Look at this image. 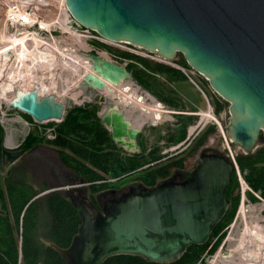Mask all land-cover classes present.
I'll return each mask as SVG.
<instances>
[{
	"label": "water",
	"instance_id": "1",
	"mask_svg": "<svg viewBox=\"0 0 264 264\" xmlns=\"http://www.w3.org/2000/svg\"><path fill=\"white\" fill-rule=\"evenodd\" d=\"M64 5L80 26L108 41L140 47L167 61L180 54L228 104L225 130L230 142L244 154H252L263 142L264 0H64ZM86 57L91 65L83 86L112 93L107 85L131 80L125 66L95 53ZM34 95L21 97L12 108L37 123L62 120V105L51 110L47 99L36 102ZM118 102L115 99L100 119L114 144L137 154L141 129L133 126ZM23 153L2 144L0 172ZM233 173L226 156L202 151L181 181L173 176L152 187L129 188L100 210L81 207L76 234L58 252L65 264H102L115 255L173 262L189 246L208 241L229 207L225 191ZM70 186L60 183L55 189Z\"/></svg>",
	"mask_w": 264,
	"mask_h": 264
},
{
	"label": "rangeland",
	"instance_id": "2",
	"mask_svg": "<svg viewBox=\"0 0 264 264\" xmlns=\"http://www.w3.org/2000/svg\"><path fill=\"white\" fill-rule=\"evenodd\" d=\"M45 1L47 4L43 6L40 3L33 6L36 19L46 25L45 31L36 32L33 27L23 28L9 20V14L14 13L22 4L21 0H0V97L2 98H0V126L3 130L2 144L10 149H18L28 132L34 130L38 136L52 139L54 126L49 124L57 123L56 121L37 123L32 119L35 124H38L34 125L25 119L21 111L8 105L14 100L35 94L37 102L47 99L51 107L54 104L62 105L63 117L75 108L89 110L94 105L99 119L100 112H104L113 104V99L107 92L97 91L82 84V77L88 71L89 62L85 55L89 54L92 46L100 52H105V49L109 53L128 52L151 62L172 67H175L176 61L181 57L180 54H176L173 60L162 62L153 52L137 46L124 43L110 45L97 43L90 39V34L71 27L72 17L65 12L62 0ZM15 15L18 16L17 13ZM108 56L118 65L128 64L127 60L117 55L112 57L108 54ZM133 70L143 72L138 64L134 65ZM183 74L185 81L172 82L161 75L153 76L147 73L144 80L149 86V91L140 87L133 79L116 88L120 92L124 85L130 86L129 90L123 92L124 95H128L129 104L122 110L133 126L141 129L138 154L155 148L159 155L164 156L161 162L185 157L183 167L179 170L182 174L181 178L193 169L200 152H217L224 156L229 154L225 141L228 142L233 155L243 153L241 148L229 142L226 135L225 127L229 118L228 104L219 114H214L216 122L207 114L203 115L207 112L211 114L212 100L218 99L220 102L223 100L212 91L204 77L191 68L185 69ZM200 90L205 93L210 106L207 105ZM135 95H143V100L137 101ZM156 104L164 112L160 111L157 119H154L157 110L153 109L159 108ZM190 113H201L202 117L189 116ZM173 114L182 116L186 122L185 125L173 120L171 117ZM86 122L94 121L90 118ZM203 123H205L204 129L198 132ZM102 125L110 133V129L103 123ZM212 125L215 127L214 132L208 135L202 145L196 147L195 143L202 132ZM181 133H184V136L179 139ZM12 165L20 166L27 181L36 187L41 186L40 178L42 177L46 179L48 188L60 183L72 184L61 190L65 191L72 202L78 203L81 207L97 204L100 206L104 200L111 198V192H115V196H118L130 187L143 186L138 179L140 174L138 169L137 173L125 174L117 179L107 177L106 182L111 185L92 193L87 185L73 181L72 173L60 165L53 148L48 145L32 146L25 150ZM9 167L8 165L2 167L1 177ZM170 174H174V171L171 170ZM240 176L243 180V173ZM236 180L237 186L231 197L238 195L239 199L233 218L225 224L218 235L211 238L210 245L217 242L216 250L210 254L207 248L199 255V261L195 264H210V257L217 251L216 264H243L242 258L238 257L239 253H243L242 241L250 239L258 229L264 231V202H262L264 198H258V193L247 189L237 175ZM248 194L255 196L257 201L252 200ZM241 205H243L241 213L237 215ZM259 247L255 248L261 258H256L253 264H258L257 262L264 264V254L258 250ZM253 252L254 248L246 251L249 263L252 262ZM227 254L231 255L230 258H222Z\"/></svg>",
	"mask_w": 264,
	"mask_h": 264
},
{
	"label": "trees",
	"instance_id": "3",
	"mask_svg": "<svg viewBox=\"0 0 264 264\" xmlns=\"http://www.w3.org/2000/svg\"><path fill=\"white\" fill-rule=\"evenodd\" d=\"M113 53L128 61L125 67L131 73V79L148 91L149 86L144 80L147 73L153 76L161 75L172 82L185 81L184 74L175 67L151 62L128 52ZM176 63L189 69L182 56ZM136 64L142 67L143 72L133 70ZM225 105V101L212 100L213 113L219 114ZM23 115L27 121L38 125L29 115ZM90 118L94 122L87 123ZM185 123L183 120L180 124ZM49 125L54 126L52 139L38 136L34 133L36 130L30 131L18 149L25 151L37 144L51 146L60 165L75 175L73 181L87 185L92 193L111 185L106 182L107 177L117 179L125 174L137 173L138 169V179L143 186L152 187L166 178L171 170L182 169L185 160V157H180L161 162L164 156L159 155L155 148L128 155L114 144L110 133L96 116L94 105L89 110L75 108L67 112L60 122ZM214 129L213 125L206 128L195 146L202 145ZM183 136L184 133H181L179 139ZM2 141L3 130L0 126V147ZM235 162L240 173H243L246 185L258 193L260 198H264V140L252 154H236ZM236 186V175L233 173L232 182L225 191V196L230 202L229 207L212 230L210 238L202 245L189 246L177 260L155 263L135 255H115L107 258L102 264L197 263L199 255L207 248L210 254L216 250L217 242L210 245L211 238L218 235L233 218L239 197H231V194ZM44 191V194L37 197ZM248 196L257 201L255 196ZM80 223L79 210L66 196L65 191L49 189L46 182H42L36 189L27 181L23 169L16 165L8 169L3 177L0 176V264H65L58 249L69 245Z\"/></svg>",
	"mask_w": 264,
	"mask_h": 264
},
{
	"label": "built area",
	"instance_id": "4",
	"mask_svg": "<svg viewBox=\"0 0 264 264\" xmlns=\"http://www.w3.org/2000/svg\"><path fill=\"white\" fill-rule=\"evenodd\" d=\"M22 1V4L19 5V7L14 11V13H10L9 14V20L11 21H14V23L16 22L20 27H23V28H31L33 27L34 30L36 29V32H39V31H45L46 30V25L43 24L41 21L37 20V16L34 14L33 12V6H36L37 4H41L42 6L45 5L46 1L45 0H21ZM35 1V2H34ZM47 4V3H46ZM65 9V8H64ZM65 12L68 13L67 9H65ZM15 13L18 14V16L15 15ZM69 14V13H68ZM70 15V14H69ZM19 19H21L19 21ZM71 27H74L75 30H83L84 32L90 34L89 37L90 39H93L94 41H96L97 43H103V44H106V45H110L112 43H124V42H112V41H108L106 39H104L103 37H101L100 35H98L95 31H92V30H89V29H86L82 26H80L73 18H72V22H71ZM34 32V31H33ZM124 44H127V43H124ZM93 48H91V51L89 53H95L97 54L98 56H100L101 58L103 59H106V60H109L113 63H115L114 61H112V59L110 58V56H108V54H110L112 57L115 55L113 52H108L106 51L105 49V52H100L96 49V47L92 46ZM155 54V53H154ZM156 55V54H155ZM156 57L162 61V62H165L167 60L161 58V57H158L156 55ZM87 61H89V67L91 65V61L89 59H87ZM117 64V63H115ZM175 67L177 69H179L181 72L184 73V70L185 68L179 66V65H175ZM201 91V90H200ZM206 103L208 106L209 105V102H208V99L205 95V93L203 91H201ZM210 113L212 115V117H214V113H213V110H210ZM199 115V114H197ZM200 116V115H199ZM212 120H214L216 122V120L214 118H211ZM196 127V126H195ZM205 127V123H203L200 127H199V131L203 130ZM226 142V149L227 151L229 152V154H226V157L233 163L234 165V173L238 176V178L241 180V183L245 185V187L247 189L250 190V188L246 185V183L244 182V180H242L241 178V173L236 165V162H235V155H233L230 151V148H229V144L227 141ZM230 142V140H229ZM231 143V142H230ZM260 198V197H258ZM244 253V252H243ZM243 253H239L240 256H238L239 258H242L244 261H243V264H247V260L246 258H248V256L246 255V253L244 254V257H243ZM218 254V251L216 254H214L213 256H211L210 258L212 259L211 261L215 260V256ZM230 254H227V255H223L222 258L224 259H228L230 258ZM246 261V262H245ZM210 263V262H209ZM210 264H216V262L214 261L213 263H210Z\"/></svg>",
	"mask_w": 264,
	"mask_h": 264
},
{
	"label": "bare ground",
	"instance_id": "5",
	"mask_svg": "<svg viewBox=\"0 0 264 264\" xmlns=\"http://www.w3.org/2000/svg\"><path fill=\"white\" fill-rule=\"evenodd\" d=\"M62 3H63V5H64V0H62ZM64 7H65V5H64ZM65 9H66V7H65ZM25 54V53H24ZM85 57H86V55H85ZM87 58V57H86ZM88 59V58H87ZM24 61H26V60H24ZM87 68H88V71L87 72H89L90 71V67H89V62H88V66H87ZM83 78V77H82ZM124 83V82H123ZM123 83H121V84H123ZM121 84H119V85H121ZM118 85V86H119ZM118 86H116V87H112V86H110V85H107V87H109V88H112V90H113V92L112 93H108L107 92V90H106V88L104 89V90H102V91H105V92H107L111 97H112V99H113V101L115 100V99H119V102H118V104L121 102V100H122V102H123V104L124 105H127L128 104V99H129V97H128V95L126 94V95H124V93L123 92H125L126 90H129L130 89V86H129V84H126V85H124V87L120 90V92H119V90H117L116 88L118 87ZM2 96V95H1ZM24 96V95H23ZM39 96V95H38ZM5 97V96H4ZM143 95H141V96H139V95H135V99L137 100V101H141V100H143ZM1 98V97H0ZM131 99H132V97H130ZM2 99V98H1ZM6 99V98H5ZM14 100V99H13ZM18 100H20V99H18ZM17 100V101H18ZM15 101V100H14ZM14 101L13 102H11V103H9L8 105L9 106H13L17 101H15V103H14ZM37 102V101H36ZM56 106H57V104H54L51 108H52V110H54V109H56ZM120 106V105H119ZM121 107V106H120ZM122 108V107H121ZM154 110V109H153ZM56 111H57V109H56ZM105 112V111H104ZM103 111L102 112H100V115L102 116V114L104 113ZM158 114H160V112L157 110V111H155V115H154V119H157V117H158ZM201 117H202V114L201 113H198ZM205 114H207V116L208 117H210V118H214L215 119V117H212V115L211 114H209L208 112L207 113H204L203 115H205ZM207 117V118H208ZM216 120V119H215ZM262 202H264V200H262ZM243 205H241L240 207H239V210H238V212H237V215L238 214H240L241 213V207H242ZM264 209V208H263ZM250 236H251V234H250ZM243 242V252H244V254L246 253V251H251L253 248H254V252L251 254V257H252V262H250V263H254V262H256V258H258V259H260L261 257H259V254L260 253H258V251H256L257 250V248H255L256 246H260L259 248H258V250L260 251V252H262V254H264V231L263 230H261V229H258L257 230V233H255V234H252V236L250 237V239H247V240H245V241H242ZM244 254H243V257H244ZM264 256V255H263ZM212 260V259H211ZM211 260H209V262L210 263H213L214 261L216 262L217 260H213V261H211ZM246 260H247V264H250L249 263V259H247L246 258ZM242 261H244L243 259H242ZM246 262V261H245ZM258 264H261V262H257Z\"/></svg>",
	"mask_w": 264,
	"mask_h": 264
},
{
	"label": "flooded vegetation",
	"instance_id": "6",
	"mask_svg": "<svg viewBox=\"0 0 264 264\" xmlns=\"http://www.w3.org/2000/svg\"><path fill=\"white\" fill-rule=\"evenodd\" d=\"M142 101V100H141ZM129 104V103H128ZM127 104V105H128ZM119 105L122 107V108H124V107H126L127 105H124L123 104V102H122V100H121V102L119 103ZM157 105V106H156ZM155 106L156 107H159L158 106V104H156ZM154 110H158L159 112L160 111H163L164 112V110H162V109H160V107L159 108H154ZM194 115H197V114H194ZM183 120L184 119H182V120H180V121H176L178 124H180L181 122H183ZM141 134V133H140ZM140 134L137 136V139H136V141H137V144H138V147H139V143H138V139H140ZM116 145V144H115ZM117 147H119L118 145H116ZM120 148V147H119ZM122 149V148H121ZM153 148H151V149H149L148 151H150V150H152ZM127 154H128V152H126ZM128 155H131V154H128ZM161 160H163V159H161ZM173 171H174V174H169L166 178H164V179H162V180H160V182L161 181H163V180H165V179H168V178H171V177H173L174 176V179L176 180V181H181V180H183L184 179V177L186 178L188 175H189V173H187V175H185L183 178H181L182 176V174H180L181 172H179V170H174L173 169ZM181 176V177H180ZM181 178V179H180ZM159 183V182H158ZM130 188H135L136 190H138V189H143V188H148V187H146V186H136V187H130ZM111 198H108V199H106V200H104L103 202H102V204L99 206L98 204L97 205H89L88 207H92L93 208V210L94 211H96V210H100L101 209V207L102 206H104V205H107V204H109V201L111 200V199H113L114 197H117V196H115V192H111ZM74 203V205L78 208V210L81 208V206L78 204V203H75V202H73Z\"/></svg>",
	"mask_w": 264,
	"mask_h": 264
},
{
	"label": "crops",
	"instance_id": "7",
	"mask_svg": "<svg viewBox=\"0 0 264 264\" xmlns=\"http://www.w3.org/2000/svg\"><path fill=\"white\" fill-rule=\"evenodd\" d=\"M157 76V75H156ZM178 82H182V81H178ZM195 113V112H194ZM194 113H190V114H188L189 116H193L194 115ZM5 146V145H4ZM7 149H10V148H8L7 146H5ZM124 151V150H123ZM8 166H10L9 168H7V170L8 169H10L11 167H14L13 165H8ZM6 170V171H7ZM6 173V172H5ZM42 182H46V179L45 178H40V185H41V183ZM39 187V186H38ZM35 188L37 189V187L35 186ZM55 187H49V189H54ZM59 189H62V188H59ZM46 191H44V192H42V193H40V194H38L37 195V197H39V196H41L42 194H44ZM50 246L52 245V244H49Z\"/></svg>",
	"mask_w": 264,
	"mask_h": 264
}]
</instances>
